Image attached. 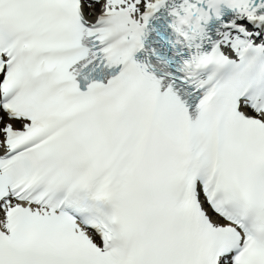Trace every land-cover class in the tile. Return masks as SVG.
Segmentation results:
<instances>
[{"label":"bare ground","instance_id":"1","mask_svg":"<svg viewBox=\"0 0 264 264\" xmlns=\"http://www.w3.org/2000/svg\"><path fill=\"white\" fill-rule=\"evenodd\" d=\"M153 1H155V0H153ZM138 6L139 5H137L134 1H132L131 3H130V6H129V8L131 9V10H135L136 8H138ZM3 119V117H1L0 118V120H2ZM11 124H17V125H20V127H22V122L21 121H11L10 122ZM7 124H5L3 127H5ZM215 222V224L216 225H221V226H223V223L221 222V221H219V220H215L214 221Z\"/></svg>","mask_w":264,"mask_h":264}]
</instances>
